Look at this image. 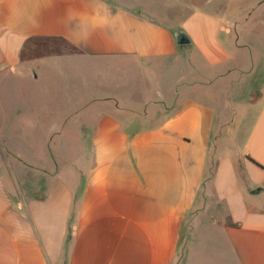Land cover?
I'll use <instances>...</instances> for the list:
<instances>
[{
    "label": "crops",
    "instance_id": "1",
    "mask_svg": "<svg viewBox=\"0 0 264 264\" xmlns=\"http://www.w3.org/2000/svg\"><path fill=\"white\" fill-rule=\"evenodd\" d=\"M14 70L46 81L0 264H264V0H0Z\"/></svg>",
    "mask_w": 264,
    "mask_h": 264
},
{
    "label": "rangeland",
    "instance_id": "2",
    "mask_svg": "<svg viewBox=\"0 0 264 264\" xmlns=\"http://www.w3.org/2000/svg\"><path fill=\"white\" fill-rule=\"evenodd\" d=\"M31 44H38L34 49H32L31 55H47L51 53H61L62 51H70L69 46L60 45L58 47H46L42 40H33ZM43 43V44H42ZM28 49V46H27ZM33 76L30 75L29 71L22 70L17 72V70L8 73H0V131L1 133H11L12 135H20L26 131V124L24 119L26 118V100H37L42 98L43 83L45 79L33 80ZM40 101V100H39ZM20 116V117H19ZM18 118H21L18 121ZM1 119L5 120L1 122ZM10 119H13L11 122ZM37 126H43V123L36 124ZM42 130V129H41ZM42 132V131H41ZM10 141L14 142V149L12 152L9 151L8 144ZM30 143L34 141L41 140H29ZM70 140H67V148L72 145L69 144ZM55 142H51L49 147L54 149ZM26 140L22 138L10 139H0V174L3 173L2 163L7 164L11 168V173L13 174L14 179H16L18 185L21 181L20 176L24 175L25 172V158H20L19 156L25 155L26 149ZM16 152V153H15ZM189 225V224H187ZM183 225V232L179 240V251L178 255L180 258H183L184 250L187 243L186 235V226ZM201 227V226H197Z\"/></svg>",
    "mask_w": 264,
    "mask_h": 264
},
{
    "label": "trees",
    "instance_id": "3",
    "mask_svg": "<svg viewBox=\"0 0 264 264\" xmlns=\"http://www.w3.org/2000/svg\"><path fill=\"white\" fill-rule=\"evenodd\" d=\"M44 42H48V44H44V46H48V47H58L60 45H66V46H69V44L63 40H57V39H51V40H46ZM39 44V43H38ZM38 44H35L33 46V48L37 47L36 45ZM43 44V43H42ZM252 161V160H251ZM256 164V163H255ZM258 167L261 168V166H259L258 164H256Z\"/></svg>",
    "mask_w": 264,
    "mask_h": 264
},
{
    "label": "water",
    "instance_id": "4",
    "mask_svg": "<svg viewBox=\"0 0 264 264\" xmlns=\"http://www.w3.org/2000/svg\"><path fill=\"white\" fill-rule=\"evenodd\" d=\"M175 40L178 45H185L189 43V38L183 31L175 32Z\"/></svg>",
    "mask_w": 264,
    "mask_h": 264
}]
</instances>
